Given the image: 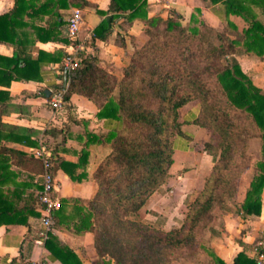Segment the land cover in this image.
I'll return each mask as SVG.
<instances>
[{"label": "trees", "instance_id": "trees-1", "mask_svg": "<svg viewBox=\"0 0 264 264\" xmlns=\"http://www.w3.org/2000/svg\"><path fill=\"white\" fill-rule=\"evenodd\" d=\"M204 1L222 5L223 20L236 32L234 38L219 30L218 43H213L198 26L183 24L186 18L203 24L195 15L198 8L187 15L172 5L163 18L148 15L147 0H109L107 10H98L103 17L94 26L93 36L108 34L114 23L125 30L138 21L143 24L146 40L133 46L120 77L102 67L97 57L79 52L78 65L64 71V79L53 86V90L65 88L63 108L73 95H81L97 105L96 117L118 121L107 132L92 135L97 142L109 144L108 153L93 173L97 185L94 196L87 201L61 197L53 211L54 229L76 235L92 233L102 264H111V259L117 264H168L176 250L201 246V231L210 229L215 208L241 218L260 214L264 187V88L252 82L234 56H226L240 48L264 56V0ZM71 3L78 7L92 5L87 0ZM9 14H0V28L9 22ZM229 15L240 17L243 23L229 19ZM0 58L4 60L0 61L1 66L14 65L9 70L0 68V82L5 83L20 77L12 73L18 71L19 59L25 64L37 61L18 52L10 58ZM194 99L200 103L198 112L180 121L179 108ZM183 123L205 129L202 147L212 166L202 188L187 200L178 225L156 227L131 219L129 214L136 213L170 175L175 139L189 137L181 129ZM3 137L10 135L0 132V224H26L30 216H41V182L31 176L22 177L13 166L42 173V159L2 145ZM254 137L260 141L261 157L252 162L247 149ZM20 140L38 145L27 134ZM50 162L53 173L57 164L52 157ZM251 162L255 172L238 207L232 208L228 203L236 197L239 176ZM65 164L58 163L71 179L77 180ZM33 237L42 240L50 260L84 264L52 231L43 235L36 230ZM232 264H255V259L240 251Z\"/></svg>", "mask_w": 264, "mask_h": 264}, {"label": "crops", "instance_id": "crops-1", "mask_svg": "<svg viewBox=\"0 0 264 264\" xmlns=\"http://www.w3.org/2000/svg\"><path fill=\"white\" fill-rule=\"evenodd\" d=\"M87 1L92 5L78 7L71 0H0V14L10 13L9 22L0 28V35L3 36L0 39V57L10 58L18 52L30 60H37L25 64L19 59L16 66L18 71L12 73L20 77L11 79L8 83L0 82V132L3 136L10 135V138H1V144L30 152L35 157H38L36 153L40 148L45 147L57 164L53 174L55 195L58 199L77 197L87 201L94 196L97 185L93 173L108 153L109 144L97 142L92 135H101L112 125H118L117 120L110 122L96 117L97 105L81 95H73L67 102V107L60 110H54L48 104L53 86L64 79L62 63L69 43L66 35L69 15L74 8L79 9L82 14L78 33V42L82 44L81 52L97 57L99 64L116 77L121 76L122 70L128 64L134 46L132 41L141 42L145 38L143 24L138 21H134L125 30L114 23L111 32L100 38L94 37L92 30L103 17L98 10H107L109 0ZM147 3L149 16L156 14L164 18L170 6L174 5L187 15L194 8H198L199 12L196 13L206 25L217 26L224 21L222 5L210 4L204 0H147ZM228 18L240 19L234 15H229ZM232 56L255 85L264 87V57L244 51ZM0 61L4 60L0 58ZM12 66L14 65H0V68L9 70ZM190 103L179 108L185 109L182 119H190L196 115L198 109ZM178 113L180 114V110ZM196 128L201 127L193 123L181 125V129L189 137H176L174 160L169 167L170 175L164 184L148 196L144 205L130 216L142 211V219L156 227L181 223L190 192L194 187L201 189L196 186L197 169L194 170V176L183 177L182 189L179 191L171 188L170 192L164 193L162 189L169 185L171 178L182 177L175 171L180 169V155L189 146L186 143L181 144L179 138L189 140ZM25 134L30 140H36L38 145L21 141L20 138ZM202 150L211 161L203 147ZM61 161L72 170L77 180L71 179L64 167L58 165ZM211 166L212 161L206 175L209 174ZM13 168L19 170L22 177L31 176L35 182H41V173L16 165ZM220 218V225L211 226L205 241H201L205 260L192 264H232L240 251L255 258L257 251L264 248V187L259 215L241 218L225 210ZM40 226L39 216H30L26 224H0V264H29L36 261L61 264L57 260H50L42 240L33 237ZM52 232L72 248L84 264H102L95 252L91 232L81 235L65 229H54ZM110 263L117 264L112 259Z\"/></svg>", "mask_w": 264, "mask_h": 264}, {"label": "rangeland", "instance_id": "rangeland-1", "mask_svg": "<svg viewBox=\"0 0 264 264\" xmlns=\"http://www.w3.org/2000/svg\"><path fill=\"white\" fill-rule=\"evenodd\" d=\"M195 15L197 16L198 19L203 21V19L199 16L198 13L195 12ZM234 20H236L240 24L243 23V21L241 19H234ZM183 24H185L186 26H194V25L198 26L199 29L201 30V32H203L204 34H207L211 37V40L213 43H218V38L216 36V32L219 30L227 31V33H229L228 36L230 38H234L236 36V32L234 30L229 29V27L226 25L227 23L225 20L222 21L221 23H219L217 26H210V25H206L205 21H203V24H200V22L190 21L189 18H186L183 20ZM142 30H143V28H142ZM144 36H145V38L141 42L135 43L131 40L133 45L136 47L142 45L147 38L145 33H144ZM239 50L242 51L241 48ZM231 56L232 55H228V56H226V58H229ZM262 57H264V56H262ZM260 88H264V87H260ZM190 102H188V103L192 104L191 106L195 105L196 108L199 110L200 103L196 99H194ZM185 108H187V107H185ZM179 110H180L179 120L181 121V120H183L182 119L183 118V112H185V109H179ZM189 128H191V127H189ZM204 135H205V129H203V128L197 129L196 128L194 130V133L192 134V138H190L189 140L186 141L184 139L179 138V142L181 144L186 143V145L189 146L188 150H186L185 153H182L180 155V157H179L180 169H177V171H175V173L181 174L182 177L179 179H177L176 177L171 178L169 181V185L166 187H163V189H162V191H165L164 193L170 192L169 190L171 188H173V190H175V191H179L180 189H182V183L184 181L183 177L194 176L195 175V173H194L195 169H197L196 186H200L202 188L204 180L207 176L205 173L209 169V165L211 163L209 157L204 155L203 150H202V139H203ZM259 142H260L259 139L256 137L251 138L249 140L247 150H248V153L250 154V156L252 158V162H253V160L259 159L261 157L260 150H259ZM252 162L250 163V165H248L243 170L241 176H239L238 184H237V190H236V197L231 199L228 203L229 206L232 208L238 207L239 203L241 202L240 201L241 192L244 191V189L248 186V182L255 172V169H254ZM197 191H198V189L196 187H194L193 191L190 192V197L194 196L197 193ZM171 202H172V200L169 198V203H171ZM224 211L225 210L219 209V208L214 209V211H213L214 218L212 220L211 226L220 225V223H221L220 215H222V213H224ZM142 216H143L142 211H140L136 215L130 216V214H129V217L131 219L140 220V221L145 222V220L142 219ZM208 234H209V230L207 228L202 229L201 234H200V238H201L202 242L205 241ZM174 256L175 257L168 264H192L195 262H202L205 260L204 259V256H205L204 255V249H203L202 245L201 246L200 245H194L191 247L178 249L175 251Z\"/></svg>", "mask_w": 264, "mask_h": 264}, {"label": "built area", "instance_id": "built-area-1", "mask_svg": "<svg viewBox=\"0 0 264 264\" xmlns=\"http://www.w3.org/2000/svg\"><path fill=\"white\" fill-rule=\"evenodd\" d=\"M82 22L81 11L74 8L67 19L66 35L69 43L63 57L62 69L69 71L74 69L79 62V52L82 50V44L78 42V33ZM65 88L53 90L49 96L48 104L54 110H60L66 103L64 99ZM42 159L43 171L41 176V188L38 192V205L40 207V234L45 235L47 231H53L52 227L53 211L59 206V199L55 195V178L51 171L50 154L41 147L36 153ZM255 264H264V248L257 251L255 255ZM29 264H44L41 261L30 262Z\"/></svg>", "mask_w": 264, "mask_h": 264}]
</instances>
